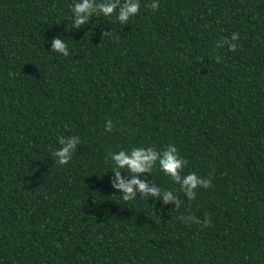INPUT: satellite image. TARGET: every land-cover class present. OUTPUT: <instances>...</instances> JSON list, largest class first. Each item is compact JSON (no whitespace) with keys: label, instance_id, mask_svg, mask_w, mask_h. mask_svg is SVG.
<instances>
[{"label":"trees","instance_id":"trees-1","mask_svg":"<svg viewBox=\"0 0 264 264\" xmlns=\"http://www.w3.org/2000/svg\"><path fill=\"white\" fill-rule=\"evenodd\" d=\"M71 4L0 0V264H264V0H140L78 29ZM170 143L211 186L189 201L154 168L179 209L124 201L109 153Z\"/></svg>","mask_w":264,"mask_h":264},{"label":"clouds","instance_id":"clouds-1","mask_svg":"<svg viewBox=\"0 0 264 264\" xmlns=\"http://www.w3.org/2000/svg\"><path fill=\"white\" fill-rule=\"evenodd\" d=\"M150 6L153 10L158 9L160 0H151ZM139 9L140 0H72L71 27L78 29L86 25L92 15H103L107 18L114 16L120 24L127 25L129 20L139 13ZM238 39L239 34L233 32L230 38L218 40L216 46L219 48L227 44L230 50H234L236 48L235 42ZM50 51L65 57L69 56V47L60 36H54L51 39ZM215 59L219 62L220 57L216 56ZM104 129L107 132L112 131L113 122L110 119L105 121ZM57 143L60 147L53 153L55 162L59 165H65L71 160L78 144H80V139L77 136L66 138L62 135L57 137ZM109 156L114 165L111 172L115 176L111 186L120 193L124 201H131L136 198V192L147 193L154 198V201L162 199L165 204L171 203L179 209L182 200L175 188H163L153 179L145 182L139 178V174L142 173L151 175L154 168H158L160 172L171 179L174 185H178L179 192H182L189 201L195 199L198 189H207L211 186L209 178L202 177L195 172H185L187 161L179 155L178 149L171 143L162 149L152 146L120 149L116 152H110ZM121 170H126L130 178L124 179ZM149 183L152 184L151 187H149ZM182 218L185 222L195 220L192 216H183ZM208 222V218L205 217L204 224L206 225Z\"/></svg>","mask_w":264,"mask_h":264}]
</instances>
